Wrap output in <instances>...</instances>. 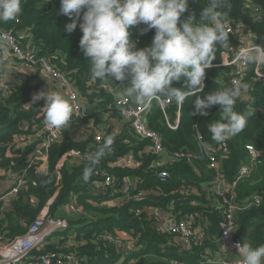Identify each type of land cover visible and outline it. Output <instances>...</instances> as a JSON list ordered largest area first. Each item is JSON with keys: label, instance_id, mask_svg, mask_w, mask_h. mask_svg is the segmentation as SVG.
Instances as JSON below:
<instances>
[{"label": "trees", "instance_id": "trees-1", "mask_svg": "<svg viewBox=\"0 0 264 264\" xmlns=\"http://www.w3.org/2000/svg\"><path fill=\"white\" fill-rule=\"evenodd\" d=\"M248 4L261 8L259 19H255ZM248 4L246 0H230V8L224 13L225 19L242 24L257 45H264V0H250ZM21 5L18 22L0 21V27L15 25L14 30L25 51H29L33 57L45 58L53 67L71 77L85 99V113L84 117H71L62 136L48 149L46 170L40 171L29 160L31 150L35 149L33 145L16 148L12 142L14 136L22 131L18 124L23 120H43L40 109L43 100L32 103V96L37 93L36 89L40 90V84L34 85L28 79H22L12 84L8 94L0 95V157L5 162L9 150L16 163L15 169L26 170L28 176L25 187L14 199L0 201V233L8 238L23 234L35 218L48 214L54 216L57 209L65 207L71 195L79 194L77 202L84 209L83 215L74 220L68 218L69 228L56 232L35 246L32 253L56 249L67 241V234L74 230L73 239L78 242L72 249L78 250L83 256L82 264H168L172 259L183 260L184 264H210L203 256L207 254L204 249L218 247L216 238L220 214L211 204L214 173L207 168L206 160L203 158L187 162L184 159H168L163 166L157 169L152 167L151 161L155 155L150 153L149 141L138 139L127 122L121 119L113 96L97 87L101 80L90 82V64L78 46L82 32L78 26L71 33L64 31L70 18L60 12L59 0H21ZM203 7L204 0H189L188 9L180 21L187 20L189 16L199 21ZM142 27L137 25L129 29L134 45L138 48L150 45L154 35V30L141 34ZM228 39L230 43L233 42L229 35ZM223 48L217 47L212 64L220 62ZM249 68L246 80L252 76L254 66ZM261 69L264 71V66ZM229 71V66L220 65L205 69L203 90L196 95L204 98L216 88L230 84L227 79ZM184 79L182 77L181 81H173V86L182 88ZM194 99L195 96L189 97L180 106L179 124L175 130L167 125L159 103L152 101L148 125L161 134L167 151L184 147L197 149L196 128L206 141L218 144L211 139L208 125L220 119L219 106H212L207 109L208 116H201L195 113ZM178 108L175 102L165 105V114L171 122L176 118ZM235 108L240 112L253 113L248 117L246 128L236 137L227 140L229 151L222 161L224 178L231 180L237 167L247 162L246 144H252L263 152L262 163L239 183L237 192L239 199H243L253 193L264 194V85L255 84L250 100L244 101L241 96ZM116 121L122 124L118 131L114 130ZM81 123L92 129L83 138H78L76 130ZM100 128L105 130V134L96 140L94 131ZM109 136L113 138L110 149L106 150L97 164L91 166L86 178V170L90 167L88 155ZM72 153H76L79 159L71 160ZM125 154H132L140 163L133 167L120 165L118 161ZM161 169L169 171L165 180L157 176ZM101 171L116 180L129 179L135 182L131 190L133 199L130 202H111L114 196L109 193L94 194L87 191V183L99 177ZM30 197L36 198L35 205L29 203ZM150 208L178 217L196 213L199 225L205 232L207 247L197 252L182 249L173 235L159 229L150 217ZM205 221L211 222V227L208 223L206 227ZM236 222L235 236L241 242L247 241L253 247L264 244V199L258 206L239 211ZM116 231H124L133 236L139 234L142 250L126 252L103 238L104 234ZM150 256L159 260L150 261Z\"/></svg>", "mask_w": 264, "mask_h": 264}, {"label": "built area", "instance_id": "built-area-1", "mask_svg": "<svg viewBox=\"0 0 264 264\" xmlns=\"http://www.w3.org/2000/svg\"><path fill=\"white\" fill-rule=\"evenodd\" d=\"M249 1L246 0L247 4ZM248 5L255 19H259L261 17V8L255 4ZM18 20L19 18L16 17L12 21L17 23ZM225 23L229 31L228 35L233 39V42L228 47L222 49L220 62L212 64V66H229L230 71L227 75L229 83L234 79H241L247 82L249 89L246 94L242 95V98L244 101H249L253 86L258 83L264 85V71L261 69V66H254L252 76L246 80L250 68L245 69L236 63L235 56L240 48L256 43L253 41L250 32L242 24L232 19H225ZM14 28L15 25L8 28L0 27V62H3V64H10L12 62L21 63L27 65L34 74L47 76L63 88L65 96L73 109L72 117L84 116L85 99L82 92L74 85L71 77L53 67L45 58L33 57L29 51H25ZM94 81L92 79L90 82L94 83ZM11 87L12 83L6 74L0 73V95L8 94ZM97 87L113 96V100L118 107L119 116L127 122L134 135L140 140L149 141L150 153L155 155V159L151 161L152 167L157 169L163 166L168 159H184L187 162H191L194 159L202 160L203 158L206 160L207 168L211 169L214 173L211 181V204L220 214L218 221L219 232L216 238L218 247L204 249L207 247L204 241L205 232L202 226L199 225L200 221L194 212L178 217L157 208H150V217L161 231L173 235L182 249L197 252L203 248L207 251V254L205 253L203 256H205L210 264L217 253L224 258L225 264H235L237 259L236 244L240 241L235 236L237 213L252 206L260 205L264 199V194L259 193H253L245 196L243 199H239L237 189L241 180L249 177L262 163L263 152L252 144H246L247 162L241 163L237 167L233 178L228 181L224 178L222 168V161L229 151L227 141L218 144L209 143L196 128L195 140L197 149L184 147L167 151L163 145L161 134L148 125L150 106L134 103L126 95H123V85L118 81L101 80L97 84ZM153 100H156L163 110L167 125L175 130L179 124L180 105H178L176 118L171 122L165 114V105L169 103L167 98L162 99L157 97ZM18 126L22 131L14 136L12 142L16 148L33 145L35 149H32L30 152V163L35 164L38 170L45 171L48 161V149L62 136L64 128L52 129L47 127L43 120L36 121L34 118L30 119V121L23 120ZM104 134L105 130L100 128L94 131V138L100 140ZM70 156L71 160L79 159L76 153H72ZM7 157L8 159L5 162L0 157V182L5 184L4 188L0 189V201L14 199L22 188L25 187L28 177L26 170L15 169L16 163L9 150ZM81 159L83 160V158ZM118 163L123 166L133 167L137 166L140 160L132 156V154H125L119 159ZM157 176L159 179L165 180L169 176V171L161 169L157 172ZM134 184L135 182H131L129 179L116 180L112 175L101 171L99 177L87 183L86 190L94 194L109 193L108 195L114 196L112 201L130 202L133 199L131 190L134 188ZM78 195H71L70 200L65 205V209L71 216L83 215L84 213L82 205L77 202ZM29 203L35 205L36 198L30 197ZM69 226L68 220L48 214L35 218L23 234L13 238H8L0 233V264H82L84 260L83 256L79 254L78 250L72 249L77 245V242H74L73 239L75 235L74 230H71L67 234L68 239L64 245H60L54 250H47L37 254L31 252L35 246L45 242L47 238L52 237L56 232L66 230ZM139 237V234L133 236L127 233L124 235L106 233L103 236L109 244L115 245L126 252L142 250V243H140ZM168 264H184V261L172 259L169 260Z\"/></svg>", "mask_w": 264, "mask_h": 264}, {"label": "clouds", "instance_id": "clouds-1", "mask_svg": "<svg viewBox=\"0 0 264 264\" xmlns=\"http://www.w3.org/2000/svg\"><path fill=\"white\" fill-rule=\"evenodd\" d=\"M188 3L189 0H59V10L70 18L64 31L71 33L78 26L82 32L78 46L90 64L92 79L118 81L123 85V95L140 105L150 106L153 99L160 97L182 107L195 96V113L201 116H208L207 109L218 105L220 119L210 123L208 131L212 140L223 143L240 134L253 113L235 108L249 84L234 79L204 98L196 94L203 90L205 69L212 66L217 47L230 45L224 15L230 0H204L199 21L192 16L180 21ZM21 12V0H0V21L13 20ZM137 25L144 26L141 34L154 30L150 45L135 47L129 29ZM235 61L245 69L264 66V45L240 48ZM8 71L0 62V73ZM182 77L184 86H173V81H181ZM41 99L44 124L52 129L67 127L73 109L65 95L50 87L33 94L32 103ZM112 143L113 138L106 137L88 155L86 178ZM236 248L235 264H264V244L253 247L239 241ZM211 264H225V260L217 253Z\"/></svg>", "mask_w": 264, "mask_h": 264}, {"label": "crops", "instance_id": "crops-1", "mask_svg": "<svg viewBox=\"0 0 264 264\" xmlns=\"http://www.w3.org/2000/svg\"><path fill=\"white\" fill-rule=\"evenodd\" d=\"M4 66L10 69V71L4 73L6 74L7 78L10 80L12 84L22 79H28L31 84L34 85L40 84V90L47 91L51 87L54 90L61 91L65 95L63 88L59 86L56 82H53L51 79H49L47 76L43 74H34L27 65L12 62L10 64L5 63ZM40 90L36 89V92ZM121 125L122 124H119V122L116 121L114 130L118 131ZM117 232L118 231H116V233Z\"/></svg>", "mask_w": 264, "mask_h": 264}, {"label": "rangeland", "instance_id": "rangeland-1", "mask_svg": "<svg viewBox=\"0 0 264 264\" xmlns=\"http://www.w3.org/2000/svg\"><path fill=\"white\" fill-rule=\"evenodd\" d=\"M84 117V116H83ZM91 129L92 128H89V127H86L85 125H84V123H81L80 125H79V127L77 128V130H76V137H78V138H83L86 134H87V132H90L91 131ZM4 186H5V184L3 183V182H0V189H3L4 188ZM106 202H109V201H106ZM111 202H113V201H111ZM69 213H68V211L65 209V207L63 208V209H57V211L55 212V214H54V216H56V217H60V218H63V219H73L74 220V218H77V217H79L80 215H72L73 217H71V215H70V217H69ZM207 223H208V226H210L211 227V222L209 223V222H207V221H205V224H206V227H207ZM119 235H124L126 232H124V231H118L117 232ZM122 233H124V234H122ZM129 235V234H128ZM68 239V238H67ZM82 239H80V241H81ZM67 241H65V242H62L61 243V245H64L65 243H66ZM74 242H78V241H76L75 239H74ZM118 249H120V250H122L121 248H118ZM119 251V250H118ZM148 257V256H147ZM146 257V258H147ZM151 257V256H150ZM155 260H159L158 258H156V257H151L150 258V261H155ZM142 262H143V260H141ZM149 261V262H150Z\"/></svg>", "mask_w": 264, "mask_h": 264}]
</instances>
